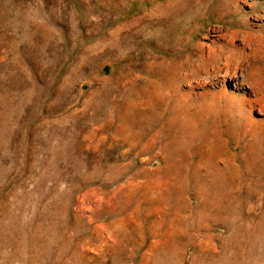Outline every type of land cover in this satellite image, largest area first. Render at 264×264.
<instances>
[{"label":"rangeland","instance_id":"1","mask_svg":"<svg viewBox=\"0 0 264 264\" xmlns=\"http://www.w3.org/2000/svg\"><path fill=\"white\" fill-rule=\"evenodd\" d=\"M0 264H264V0H0Z\"/></svg>","mask_w":264,"mask_h":264},{"label":"bare ground","instance_id":"2","mask_svg":"<svg viewBox=\"0 0 264 264\" xmlns=\"http://www.w3.org/2000/svg\"><path fill=\"white\" fill-rule=\"evenodd\" d=\"M259 46V45H258ZM260 47V46H259ZM223 48V47H222ZM248 49V48H247ZM252 49V48H251ZM258 49V48H257ZM234 50H235V48H234ZM255 50V49H254ZM253 50V51H254ZM233 51V50H232ZM237 51V50H236ZM227 53V52H226ZM258 54V53H257ZM252 55H255V54H253V52H252ZM257 56V55H256ZM215 57V56H214ZM246 57V56H245ZM220 58V57H219ZM252 58H254V56L252 57ZM256 58V57H255ZM218 59V58H217ZM235 60V59H234ZM216 61V60H215ZM218 61V60H217ZM216 61V62H217ZM248 61V60H247ZM246 61V62H247ZM235 63H237V62H235ZM232 64V63H231ZM242 64H243V62H242ZM252 64H253V62H252ZM221 65H224V72L225 73H228V71L229 70H232L231 69V65H230V59L229 58H226L225 60H224V64L222 63ZM252 66V65H251ZM238 67V66H237ZM240 67V66H239ZM256 68H257V66H255ZM205 68V67H204ZM251 68V67H250ZM247 69H249V66L248 65H245V66H243L242 67V69H241V75H243L242 77H244V79L247 81V83H248V86H249V88H251V89H253L254 90V92L257 94V93H259L258 92V88L256 87L257 85H258V83H259V76L261 75H259V76H257V74L256 73H254V72H252V70L251 71H247ZM253 69V68H252ZM261 68H259V70H260ZM205 70V69H204ZM254 70V69H253ZM258 70V71H259ZM222 71V70H221ZM261 71V70H260ZM234 72H236V71H234ZM230 74V73H229ZM225 75V74H224ZM261 82V81H260ZM261 84V83H260ZM259 87V86H258ZM258 97V96H257ZM241 101V100H240ZM203 120V119H202Z\"/></svg>","mask_w":264,"mask_h":264}]
</instances>
